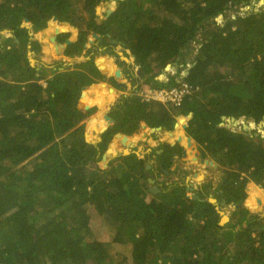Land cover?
Instances as JSON below:
<instances>
[{
  "label": "trees",
  "instance_id": "1",
  "mask_svg": "<svg viewBox=\"0 0 264 264\" xmlns=\"http://www.w3.org/2000/svg\"><path fill=\"white\" fill-rule=\"evenodd\" d=\"M107 1L0 0V31L12 33L0 41V264H264V226L243 205L249 182L264 185V137L222 126V118L255 125L264 119V5L114 0V10L98 16L96 9ZM52 18L77 31L62 51L67 58L78 61L98 50L115 56L120 49L141 70L134 81L151 88L175 85L173 77L166 83L155 79L166 66L181 64L184 70L189 64L183 80L199 89L179 108L144 102L134 93L122 97L101 142L93 145V130L99 131L94 118L86 143L79 122L89 104L102 103L78 100L83 87L105 77L92 57L71 66L30 65L27 53L41 50L32 36ZM48 28L53 34L65 29L53 22ZM92 34L98 38L87 48ZM68 39L56 37L59 44ZM50 45L47 51L60 52L58 44ZM188 114L186 135L201 159L222 170L214 198L237 205L222 226L208 202L211 182L188 197L184 178L170 179L173 156L183 151L178 145L159 144L150 154L156 164L148 169V157L135 153L119 155L105 168L97 164L114 135L131 136L142 123L170 132L176 118ZM154 172L168 178L151 193L146 174ZM248 191L252 207L257 190ZM93 214L111 230L110 241L91 230ZM113 244L128 246L129 257L115 262Z\"/></svg>",
  "mask_w": 264,
  "mask_h": 264
},
{
  "label": "rangeland",
  "instance_id": "2",
  "mask_svg": "<svg viewBox=\"0 0 264 264\" xmlns=\"http://www.w3.org/2000/svg\"><path fill=\"white\" fill-rule=\"evenodd\" d=\"M111 2H114V0H111V1H107L106 3H107V5L109 6V5H113ZM106 3H105V7H104V4L102 5V6H100V7H98L97 9H96V14L98 15V16H102L103 14H104V9L106 8ZM115 3V2H114ZM261 4H263L264 5V0H260L258 3H256V5H255V7L256 8H258ZM236 8H239V7H235L233 10H230V11H228L227 13H226V16L227 17H232L233 16V11L236 9ZM244 8V7H243ZM109 9H110V6H109ZM242 9V8H241ZM241 9H239V11H241ZM247 9H250V7H248ZM242 12V11H241ZM223 18L224 17H222V16H219V17H217V19H216V21L218 22V24H221L222 22H223ZM51 24V21H49L48 23H47V25H46V27L43 29V30H41V31H39L38 32V34L40 35V37H42V39L43 38H45V41L48 43V38L50 37V36H53L54 34H53V32H52V30H49V28H48V26ZM24 25H27V24H24ZM2 32V31H1ZM0 32V33H1ZM76 33H77V31H76ZM63 34V33H62ZM68 33H66V35H67ZM0 36H2L3 37V39L5 38V39H8V38H10V37H12V33H11V31H9V32H7V33H1L0 34ZM39 39V38H38ZM32 40H35V36H32ZM36 40H37V38H36ZM71 40V39H70ZM38 41V40H37ZM93 41H94V39L92 38V37H90V40L88 41V44L86 45L87 46V48H89V46H90V44H92L93 43ZM57 43V42H56ZM196 47H197V44H193L192 45V50H193V52H194V49H196ZM41 51V50H40ZM40 51H39V53H40ZM44 51V50H43ZM60 51H62V50H60ZM115 51V56H113V55H110V54H102L101 52H100V50H98V52H95L96 54H93L92 56L91 55H88L89 57H92L93 59H94V61H97V60H99V59H105V60H107V58H110L111 59V61L113 62V65H114V67H113V70L115 71V69H121V73H122V70H123V75L121 76V80L125 83V84H127L128 86H129V88H131L132 89V87L134 86V85H132L133 83H135V81H134V79L136 78V76H134V78L130 75V73L132 72V69H131V64H129V62H128V64H127V62H123V64H119V62L120 61H118V63H115V60H119L118 58H116V56H117V54L121 57V60L123 61V57L124 58H127L124 54H122L121 55V51L122 50H118L117 48L114 50ZM48 52V55H52V56H55V57H57V52H51V51H47ZM39 53L36 55L35 53H33V52H28L27 53V58H28V61H29V59H32L33 60V65L34 66H39L40 65V62H41V60H40V58L41 57H39ZM34 54V55H33ZM57 54V55H56ZM44 55H46L45 53H44ZM84 56H87L86 54L84 55ZM84 58V57H83ZM128 59V58H127ZM74 59H72V61H73ZM56 62H61V61H59L58 59H53V60H51L47 65H54V63H56ZM76 62H80V61H76ZM108 64V63H107ZM32 65V66H33ZM47 65H45V66H47ZM182 65L181 64H179V65H176V64H173V65H171V67L170 68H167L166 70L164 69L162 72H160L159 74H165L164 75V77L167 79V77L168 76H171L172 74H173V72H174V69H175V71H176V67L179 69V71H176V74H177V76L176 75H174V77L175 78H178V77H180L183 73H185V71H186V69H182V67H181ZM52 67V66H51ZM182 69V72L180 71ZM114 74V73H113ZM138 74V73H137ZM138 77V76H137ZM105 81H107V82H105ZM105 81H103V83H105L107 86L105 87V88H103V89H107L108 87H112V88H114V85H115V83H112V84H109L110 82H109V80H108V78H107V80L105 79ZM165 81H167V80H165ZM101 83V82H100ZM100 83H97V84H93L92 86H95V85H99ZM117 83H120V82H117ZM137 86H138V91H139V85L137 84ZM90 87V86H89ZM88 87V88H89ZM101 89V88H100ZM102 90V89H101ZM132 90H134V88L132 89ZM104 91H106V90H104ZM107 92V91H106ZM110 93V92H109ZM109 93L106 95V96H108V97H110L109 96ZM130 93V91H126L125 92V90L123 89V90H119V89H115L114 88V92L113 93H111V94H113V96L112 97H110L111 99L113 98L115 101H113V105L115 104V102L116 101H118V98H120L121 96H125V95H128ZM104 107L105 106H103V108H101V109H104ZM92 108V107H91ZM109 108H111V106L109 107ZM102 113V111H98V109L97 108H92V111H90L89 112V116H88V118H93L95 115L97 116V115H100ZM179 120H183L184 121V123H186L187 122V119H186V117H184V116H179V117H177L176 118V123L175 124H178V127H176V128H173V130H172V132H174V131H179L180 133H181V129H183L182 127H181V124H182V122L180 123L179 122ZM222 126H224V127H227V128H229L230 130H232V131H239L240 129H241V127L244 129V130H248L249 132H254L255 133V135H259V136H261V137H264V119L262 120V122L260 123V124H258V125H255V124H253L252 122H246L243 118H241L240 120H237V121H235V120H233V119H222ZM83 125V124H82ZM148 128V127H147ZM85 129H86V126L84 125V131H85ZM152 132H154V131H152ZM87 133V132H86ZM84 134H85V132H84ZM125 136V135H124ZM132 136V135H131ZM131 136H126V137H130V138H128V140L130 141V139L132 138ZM114 137H115V135H114ZM117 141H116V139L115 138H113L111 141H110V143H109V145L108 146H111L110 147V149H115V150H113V151H115V152H113L111 155H109L108 154V152L107 151H105L103 154H105V155H103L104 157H102L101 156V158H100V161H99V163H97L98 165H100V166H102V168H104L103 167V164L104 163H102L103 161L105 162V159H106V157H113L114 156V154H117V156H119L120 154H122V153H119V152H121V151H118V149H117V143H116ZM120 143V142H119ZM139 143L140 142H138L135 146H134V148L132 149L134 152H137V148L139 147ZM115 147H114V146ZM130 145H133V144H130ZM114 147V148H113ZM108 149V148H107ZM121 150H125V151H128V152H130L127 148H125V147H122V148H120ZM184 150H185V148H184ZM133 152V153H134ZM195 152L196 153H198L199 151L198 150H196L195 149ZM131 153V152H130ZM199 156V155H198ZM145 158V157H144ZM110 159H112V158H110ZM201 158L200 157H197V160L196 161H190V157L188 156V155H186L182 160H176L175 161V163L173 164V167H171L172 169H171V171L173 170V168H174V170H176V171H180V168H182L183 166H184V169L186 170V168L188 167V166H191L192 168H195L196 166H198V168L200 167V164L201 163H199V160H200ZM203 160H206V161H210V160H208V159H203ZM108 164V163H107ZM147 164H154V162L152 161L151 162V160H147ZM186 165V166H185ZM201 165H203V167H205V168H199V169H192V170H190V172L188 171V170H186V171H188L189 172V174H186V178L188 179L187 181L189 182V183H191V184H197V182H200V183H202L203 181H206V180H208V181H210L211 183H217L218 182V180H219V178H220V175H221V172H222V170L219 168V169H217V167L216 168H213L212 167V165L211 166H208V165H205V164H201ZM186 167V168H185ZM155 174H156V172H155ZM190 174H195L196 175V177H193V175H190ZM153 176V175H152ZM170 176H171V179L172 178H174V175H173V172H172V174H170ZM179 176V175H178ZM146 177L147 178H149V179H151L152 180V178H151V176H149L148 175V173L146 174ZM159 177L160 178H157L158 180H161L162 178H163V182H165L166 181V179L168 178V177H162L161 175H159ZM206 179V180H205ZM170 180V179H169ZM152 187H153V185H152ZM151 187V188H152ZM250 187V189H252V188H254L255 190H257L256 191V195L254 196L255 198L257 197V198H259V199H263L264 198V189H259V188H257V185L256 184H254V183H252V182H249L247 185H246V189H245V193H246V200L244 201V203H243V205H244V207L245 208H247L248 209V211H249V213L250 214H256V215H262L261 216V218H260V225L261 226H264V224H263V220H264V211H263V209L264 208H262V207H264V206H262V207H260L259 205H255V202H254V204H253V206L252 207H250L249 205H247V202H248V200H250V193H249V191H248V188ZM259 189V190H258ZM248 192V193H247ZM211 199H214V198H212V197H210ZM214 200H216V199H214ZM215 206H216V209H218L219 211H221L222 213H224L226 216H229V214L232 212V209L228 206H223V205H220L221 203H218L217 202V200H216V202L215 203H213ZM263 205H264V202H263ZM261 208L260 210L258 209V208ZM254 211H257V212H254ZM263 217V218H262ZM220 218H221V216H220ZM227 223V222H226ZM225 222H223V225L224 224H226ZM90 226H91V230L93 231V233H95L96 235H99L104 241H110V239H111V230L109 229V227L108 226H106L103 222H102V220H101V218L98 216V215H96V214H93L92 216H91V224H90ZM130 248L128 247V246H122V245H115V244H113V248H112V252H111V254H112V257H113V260L115 261V262H121L122 260H123V257L124 256H126L127 258L129 257V250Z\"/></svg>",
  "mask_w": 264,
  "mask_h": 264
},
{
  "label": "crops",
  "instance_id": "3",
  "mask_svg": "<svg viewBox=\"0 0 264 264\" xmlns=\"http://www.w3.org/2000/svg\"><path fill=\"white\" fill-rule=\"evenodd\" d=\"M109 1H111V0H109ZM115 2V1H114ZM114 2H111L113 5L112 6H114V8H115V5H116V2L114 3ZM109 9V6L107 5V3H106V8L104 9V13L107 11ZM51 23H52V21H51ZM61 26H65V25H60V27ZM49 27V26H48ZM62 29V28H61ZM62 33H68L69 35H70V39H71V41L73 42V41H75L76 40V37H77V33H76V30L75 29H73L72 27H70V26H65V29H63L62 30ZM61 33V34H62ZM33 36H35V41H37L40 45H41V51H40V53H39V57H41L40 58V60H41V62H40V65L39 66H37V67H40L41 65H47L51 60H53V59H58L59 61H61L62 63H63V65H67V66H71L73 63H76V60L74 59L73 61H72V59L71 58H66L64 55H63V50L62 51H60L59 53H58V55H57V57H55V56H52V55H48V52H47V50L49 49V45L51 44V43H47L46 41H45V38H43L42 39V37H40V35L38 34V33H36V34H34ZM54 36H56V33L54 34ZM36 38H37V40H36ZM39 38V39H38ZM5 39V38H4ZM3 40V37L2 36H0V41H2ZM58 43V42H57ZM51 46V45H50ZM44 50V51H43ZM50 50V49H49ZM119 51H120V49H118ZM31 52V51H30ZM52 52V51H51ZM44 53L46 54V55H44ZM122 54H124L122 51H121V55ZM34 55V54H33ZM120 55V54H119ZM118 54H117V57H118V59L120 60V61H122L121 60V57L119 56ZM125 55V54H124ZM78 61L79 60H81L80 58H78L77 59ZM103 61H105L106 63H108L107 64V66H108V68H109V72L111 73V75H108L107 73V77H112L113 79H115L114 77H113V73L115 74V72H116V70L117 69H115V71L113 70V67H114V65H113V62L111 61V59L110 58H107V60H105V59H103ZM124 62V61H123ZM34 66V65H33ZM49 68L51 67V66H53V65H47ZM100 66H101V68H103L102 67V64H100ZM135 69V68H134ZM118 70H120L121 71V69H118ZM166 70V69H165ZM103 71V70H102ZM137 75H136V77L138 76H140V72L139 71H137ZM164 75L165 74H159L158 76H156L155 77V79H157V80H160V81H162V82H165L166 83V81L165 80H169V78L167 77V79L164 77ZM121 77V76H120ZM107 80V79H106ZM116 80V79H115ZM118 82H120V83H115V85L116 86H118V87H121V88H123L124 90H125V92L126 91H130V93L129 94H132V93H134V94H137L138 93V86H137V84L139 85V90L141 89V90H143V88H145V87H148L149 85H145L142 81H138V82H135V83H133L134 84V86L132 87V89L134 88V90H132L131 88H129V86L127 85V84H125L121 79L120 80H117ZM105 82H107V81H105ZM41 83H43V82H41ZM101 83H103V82H101ZM123 83V84H122ZM143 83V84H142ZM132 84V85H133ZM125 85V87H122V86H124ZM107 86V85H106ZM102 90H101V89ZM103 88H105V87H101L100 85H95V86H90L89 88H87V90L85 91V96L84 97H81V98H79V100H78V102L80 101V100H83V101H88V100H90V99H92V100H94V102H96V101H100L101 103H102V107L101 108H103V106H105L104 107V109H101L100 107H99V103H93V104H89L88 106H90V107H88V108H86V110L84 111V119L82 120V121H80L79 122V125L81 124H83V125H85L86 126V129H85V134H86V132H87V130H88V125H89V121H91L92 119H96L97 121L94 123V126L95 125H97L98 123H100L101 122V119H103L104 121H105V119H104V117L107 115V116H109V114H108V112H111L114 108H115V106L119 103V100L122 98V97H125V96H127V95H123V96H121L120 98H118V101H116L115 102V104L113 105L112 103H113V101H115L113 98L111 99L110 97H112L113 96V94H111V93H113L114 92V88H116V87H114V88H112V87H108L107 89H103ZM112 89V90H111ZM116 89H118V88H116ZM122 89V90H123ZM104 90H106V91H104ZM120 90V89H119ZM110 92V93H109ZM82 93V92H81ZM109 93V96L110 97H108V96H106L107 94ZM83 94H84V92H83ZM128 94V95H129ZM138 95V94H137ZM87 103V102H86ZM78 104V103H77ZM111 106V108H109ZM97 108L98 109V111H102V113L100 114V115H95L93 118H88V116H89V112L90 111H92V108ZM145 125V124H144ZM175 125V124H174ZM143 127V123L140 125V127H139V129L135 132V133H133L132 134V138L130 139V141L128 140V138H130V137H127L126 138V140H123L122 138H120V137H113V138H115L116 139V143H117V149H118V151H121V152H119V153H124V150H121L120 148H122V147H125V148H127L131 153H133L134 151L132 150L133 148H134V146L138 143V142H140L139 143V147L137 148V152H134L140 159H142V158H144V157H148V160H151V162L153 161L154 162V164H147V166H146V168L148 169L151 165H155L156 164V160H157V158L155 157V156H150V154L152 153V151L154 150V149H159V144H162V143H166V144H168L169 146H174V145H178L180 148H182V150H184V148H185V152L187 153V155L190 157V161L192 162L193 160H192V158L194 157L193 156V154L194 153H196L195 152V149L197 150V146H196V144L194 143V141L191 139V141H192V146H194V150H192L191 148H187V142H186V139H187V135H186V133H185V129H181L180 131H181V133L179 132V131H174V132H172V131H170V132H166V131H163L161 128H159L160 130H156V131H154V132H152V130L150 129V128H147V126H145L144 128H142ZM177 127H178V125H177ZM181 127H182V124H181ZM105 128V127H104ZM103 128V129H104ZM174 128H176V127H174ZM183 128V127H182ZM154 129H157V128H154ZM95 133V132H94ZM122 136H124V135H122ZM98 138V137H97ZM95 142H96V140H95ZM101 142V141H100ZM100 142H98L97 143V145L100 143ZM120 142V143H119ZM130 144H133V145H130ZM93 145H95V144H93ZM109 145V144H108ZM114 146V145H113ZM110 147L111 146H107V148H106V150L105 151H109L110 150ZM115 147V146H114ZM113 147V148H114ZM113 150H115V149H113ZM113 152H115V151H113ZM183 152V151H182ZM182 152H181V155H178V156H173V159H172V161H173V163H172V165H171V167H173V164L175 163V161L176 160H182L183 159V157H182ZM123 153L122 154H120V155H123ZM103 155H105V154H103ZM102 155V156H103ZM199 155V152L197 153V157H200V155ZM192 156V157H191ZM115 157H117V155L115 156ZM115 157H112V159L113 158H115ZM111 159L109 158V157H106V159H105V163L103 164V167L105 168L106 166H107V163L110 161ZM104 162V161H103ZM194 162V161H193ZM186 166V165H185ZM208 166H211V165H208ZM170 167V174H172V172H173V175H174V178H172L174 181H177L178 179H180V177H182V178H184V183L187 185V187H189L190 185H188V179L186 178V174H189V172H190V170H192V169H199V168H205V167H203V165H201L200 164V167L198 168V166H196L195 168H192L191 166H188L187 168H186V170H188V171H186L185 169H184V166L182 167V168H180V171H176V170H174V168H173V170L171 171V168ZM212 167L213 168H216L217 167V169H219L218 168V166H217V164H214V162H212ZM179 175V176H178ZM190 175H193V174H190ZM151 176V178H152V180L151 179H149V178H147V182L148 183H150L151 185H155V187H160V181L161 180H158L157 178H160L159 176H158V174H155V172H154V174H153V176L152 175H150ZM193 177H196V175L194 174L193 175ZM170 179H171V177H170ZM183 180V179H182ZM206 180V179H205ZM206 181H208V180H206ZM208 182H210V181H208ZM201 184L202 183H200V182H197V184H194L193 186H190L189 187V189H187V190H189V192H187V196L188 197H192V191H194V190H197V191H201V192H204L203 190H201ZM211 189H209V195H208V201H209V199H210V197H212V198H214V191L216 190V183H211ZM215 199V198H214ZM246 200V199H245ZM244 200V201H245ZM216 201V200H215ZM255 205H259L260 207H262V206H264L263 205V202H264V198L263 199H259V198H255ZM244 203V202H243ZM214 205V204H213ZM215 206V205H214ZM231 209H232V211H233V209H235L234 207H232V205H230L229 206ZM258 208L259 210L261 209V208ZM262 208H264V207H262ZM215 209H216V206H215ZM217 210V209H216ZM263 211H264V209H263ZM254 212H257V211H254ZM252 215H256V214H252ZM259 218L262 216L261 214L260 215H257ZM229 222V221H228ZM227 222V223H228Z\"/></svg>",
  "mask_w": 264,
  "mask_h": 264
},
{
  "label": "water",
  "instance_id": "4",
  "mask_svg": "<svg viewBox=\"0 0 264 264\" xmlns=\"http://www.w3.org/2000/svg\"><path fill=\"white\" fill-rule=\"evenodd\" d=\"M110 6V9H108L105 13H104V15L105 16H107V15H109L113 10H114V6H112V5H109ZM103 15V16H104ZM51 21L52 22H55L56 24H58V25H65V26H69V24H67L66 22H61V21H58V20H56L55 18H52L51 19ZM24 24H28V20H24L23 21V24L21 25V27H23V26H25ZM1 32V31H0ZM66 33H63V35H65ZM69 35V34H68ZM93 39H96V38H98V36L97 35H95V34H92V36H91ZM72 41H68L67 43H71ZM90 47V46H89ZM30 52V51H29ZM67 58V57H66ZM90 59V57L89 56H86V57H84V58H82L81 60H80V62H82V61H86V60H89ZM123 59V61H125V62H129V60L127 59V58H122ZM100 60V59H99ZM118 61H120V60H115V63H118ZM97 62H98V60L97 61H95L94 62V64H95V66L100 70V72L102 73V75L105 77V79H107V74H106V72H104V71H102L101 70V68L99 67V65L97 64ZM29 63H30V65L32 66L33 64V60L32 59H29ZM171 66L170 65H168V66H166L165 67V69H167V68H170ZM189 70V69H188ZM188 70L186 71V73L185 74H187V72H188ZM138 71L140 72L141 70L140 69H138ZM117 75H119V76H122V73H121V71L120 70H116V72H115ZM157 80V79H156ZM101 87H106V84L105 83H100L99 84ZM122 87H125V85L124 86H122ZM87 88L88 87H83L82 88V93H81V95H80V98L83 96V92H85L86 90H87ZM112 90V89H111ZM110 112H108V114H109ZM191 117V115L190 114H188L187 116H186V119L188 120L189 118ZM104 119H105V121H106V123H108L107 124V127H105L104 129H102L99 133H98V138L96 139V142H95V145H97V143L98 142H100L101 141V139H102V133L108 128V127H110L111 125H113L114 124V120L112 119V118H110L109 116H105L104 117ZM222 119H224V118H222ZM179 122L181 123L182 122V120H179ZM177 125L178 124H175L174 125V127H177ZM146 125H144L143 124V127L142 128H144ZM182 127H183V129H185V127H186V123H182ZM152 131H158V130H160L159 128H157V129H151ZM116 137H120V138H122L123 140H126V136H122V134H116L115 135ZM84 140H85V142L86 143H88V140H87V137H86V134H84ZM186 142H187V147H190L192 150H194V146H192L193 144H192V141H191V138H189V137H187V139H186ZM128 154H130V152H128V151H125L124 150V153H123V155H128ZM117 154H114V156L113 157H115ZM187 155V153L185 152V150H183V152H182V157L184 158L185 156ZM193 158H192V160L193 161H196L197 160V153H194L193 154ZM102 157H104V156H102ZM109 158H112V157H109ZM99 161H100V159H99ZM99 161L97 162V163H99ZM199 163H201V164H205V165H212V162H209V161H206V160H203V159H200L199 160ZM259 188L260 189H264V185L263 186H259ZM158 191V189H157V187H155V185H153V187L152 188H150V192L151 193H156ZM209 203H211V204H213V203H215L216 201L214 200V199H209V201H208ZM232 205V207H234V208H236L237 207V205H234V204H231ZM217 212H218V214L221 216V218H220V221H219V225H223V222H228L229 221V216H226L224 213H222L221 211H219L218 209H217Z\"/></svg>",
  "mask_w": 264,
  "mask_h": 264
},
{
  "label": "built area",
  "instance_id": "5",
  "mask_svg": "<svg viewBox=\"0 0 264 264\" xmlns=\"http://www.w3.org/2000/svg\"><path fill=\"white\" fill-rule=\"evenodd\" d=\"M192 52V57L195 53ZM186 71L190 68L189 64H186ZM177 71V70H176ZM176 71L174 69L173 78L175 79V85H170L167 88H151L150 86L143 88V90L138 91V96L144 102H157L161 104H165L168 106H172L173 108H179L184 99L198 91V87H193L188 82L183 80V77L186 75L183 73L180 77L175 78L174 75L177 76ZM44 84V83H43Z\"/></svg>",
  "mask_w": 264,
  "mask_h": 264
},
{
  "label": "bare ground",
  "instance_id": "6",
  "mask_svg": "<svg viewBox=\"0 0 264 264\" xmlns=\"http://www.w3.org/2000/svg\"><path fill=\"white\" fill-rule=\"evenodd\" d=\"M53 23H55V22H53ZM56 24V23H55ZM58 27H60V25H58V24H56ZM62 27H65V26H62ZM7 32H9L8 30H5V31H3V32H1V33H7ZM0 33V34H1ZM56 33V36H52L51 37V39H50V41H51V43H53L54 44V46H56L57 44H58V46H59V48H60V50H64V48L67 46V45H69V44H71V43H67L68 41H71V40H66L65 42H64V44H59V43H57L56 44V42H57V40H56V37L59 35V34H61L62 32H59V31H57V30H55V32H54V34ZM81 59V58H80ZM98 62L100 63V64H102V70L104 71V72H106L108 75H111V73L109 72V68H108V66L105 64V62L103 61V59H100V60H98ZM173 75V74H172ZM168 76V78H170V77H173V76ZM113 77L116 79V81L117 80H120L121 79V77L119 76V75H117L116 73L115 74H113ZM118 82V81H117ZM167 82V81H166ZM123 84V83H122ZM90 122V121H89ZM98 125V126H97ZM97 125H95V126H97L98 128H99V131L97 132L95 129L93 130V133L95 132V134H97L98 135V133L104 128V127H106V125H107V123L103 120V119H101V122L100 123H98ZM94 126V127H95ZM187 148H190V147H187ZM109 155H111L110 153H109ZM192 157V156H191Z\"/></svg>",
  "mask_w": 264,
  "mask_h": 264
},
{
  "label": "flooded vegetation",
  "instance_id": "7",
  "mask_svg": "<svg viewBox=\"0 0 264 264\" xmlns=\"http://www.w3.org/2000/svg\"><path fill=\"white\" fill-rule=\"evenodd\" d=\"M125 54V53H124ZM84 57H86V56H84ZM128 58V60H129V64H131V69H132V72H131V75L134 77V76H136L137 75V71H138V68H137V66L134 64V60H133V57H131V56H129V57H127ZM95 62V61H94ZM120 64V63H119ZM128 64V63H127ZM135 68V69H134ZM122 75H123V70H122ZM114 87H116V85H114ZM116 89V88H115ZM123 89V88H122ZM209 162H212L211 160L209 161ZM208 165V164H207ZM205 182H207V181H203L202 183H205ZM188 185H190V186H193V184H191V183H188ZM189 186V187H190ZM259 186H263V185H257V188H259ZM189 187H187V189H189ZM260 189V188H259ZM258 189V190H259ZM262 190V189H261ZM188 192H189V190H187ZM246 199V198H245ZM218 203H221L220 205H223V206H225V204L223 203V202H218ZM231 205V204H230ZM230 205H228V206H230ZM227 206V207H228ZM230 214H229V219H230ZM261 218V217H260ZM263 218V217H262ZM263 224H264V220H263Z\"/></svg>",
  "mask_w": 264,
  "mask_h": 264
},
{
  "label": "clouds",
  "instance_id": "8",
  "mask_svg": "<svg viewBox=\"0 0 264 264\" xmlns=\"http://www.w3.org/2000/svg\"><path fill=\"white\" fill-rule=\"evenodd\" d=\"M90 40V39H89ZM89 45V44H88ZM87 47V46H86ZM171 66V65H170ZM186 72V71H185ZM187 75V74H186Z\"/></svg>",
  "mask_w": 264,
  "mask_h": 264
}]
</instances>
